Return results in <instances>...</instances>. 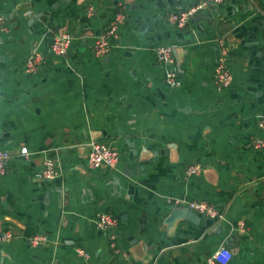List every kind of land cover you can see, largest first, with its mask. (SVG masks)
<instances>
[{
  "label": "crops",
  "instance_id": "1",
  "mask_svg": "<svg viewBox=\"0 0 264 264\" xmlns=\"http://www.w3.org/2000/svg\"><path fill=\"white\" fill-rule=\"evenodd\" d=\"M199 1L0 0V150L29 153L0 177V232L16 235L0 245V264H206L219 246L229 264H264V150L254 146L264 143V0H224L184 30L168 24ZM120 6L117 45L93 57ZM62 29L71 44L56 58L49 43ZM222 46L232 83L217 92ZM162 47L173 66L155 61ZM34 50L45 60L27 74ZM168 71L179 88L166 87ZM91 141L118 150L114 171L86 168ZM45 159L60 170L52 182L35 177ZM189 165L202 171L186 180ZM175 200L219 216L189 220ZM102 213L117 219L112 233L96 227ZM36 234L45 247L28 245Z\"/></svg>",
  "mask_w": 264,
  "mask_h": 264
},
{
  "label": "built area",
  "instance_id": "2",
  "mask_svg": "<svg viewBox=\"0 0 264 264\" xmlns=\"http://www.w3.org/2000/svg\"><path fill=\"white\" fill-rule=\"evenodd\" d=\"M224 0H200L197 4L186 8L181 11L171 12L167 17V22L172 27L179 30H184L188 27L191 20L202 10L207 7L219 6ZM125 18L124 8L120 6L115 11L113 19L110 21L106 29L100 33L92 47L91 53L95 58L105 56L108 51L115 47L119 41V27L121 26ZM6 29L5 18L0 17V32H4ZM71 44V35L64 29L58 31L49 43L48 52L56 58H65L68 55ZM263 57H264V42H263ZM228 49L221 47L218 51L216 65L213 71V85L217 92H222L228 89L232 83V75L227 65ZM155 61L158 64L166 66L174 65V58L172 49L170 47H162L156 49L154 52ZM45 60L44 54L34 50L32 51L25 63V72L27 74H34L43 65ZM164 83L166 87L170 89H177L181 85V79L174 71H168L164 77ZM257 128L259 131L264 132V117L259 118L257 121ZM256 149L264 150V143L257 142L254 145ZM89 151L86 156V168L90 171L95 170H107L114 171L117 167L119 160V152L116 148L106 143L91 141L88 144ZM20 156L24 159H28L29 153L26 148H19L16 151L13 150H0V177L4 176L7 172L8 163L15 157ZM202 169L198 165H189L184 170V179L189 180L201 173ZM60 170L56 161L52 159H45L42 161L41 168L36 174V179L43 182H52L59 178ZM176 209H185L191 211L202 217L215 219L219 214L217 211L205 202L189 201L184 202L175 200L173 204ZM117 225V219H115L109 213H102L96 219V227L105 233H112ZM16 239V235L13 231L7 230L0 232V245L4 243L12 242ZM48 243L47 237L44 235H31L28 238V245L33 248L45 247ZM76 256L84 260L89 259V254L81 248L75 249ZM232 252L225 246H219L212 254L207 258L206 264H229L232 259Z\"/></svg>",
  "mask_w": 264,
  "mask_h": 264
},
{
  "label": "water",
  "instance_id": "3",
  "mask_svg": "<svg viewBox=\"0 0 264 264\" xmlns=\"http://www.w3.org/2000/svg\"><path fill=\"white\" fill-rule=\"evenodd\" d=\"M174 211L175 213H185V211H187L186 215H187V219L189 220H194L196 218V214L188 210L175 209Z\"/></svg>",
  "mask_w": 264,
  "mask_h": 264
}]
</instances>
